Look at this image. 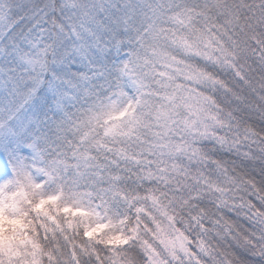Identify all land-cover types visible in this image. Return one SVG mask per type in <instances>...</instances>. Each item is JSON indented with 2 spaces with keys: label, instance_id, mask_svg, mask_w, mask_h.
Instances as JSON below:
<instances>
[{
  "label": "snow or ice",
  "instance_id": "1",
  "mask_svg": "<svg viewBox=\"0 0 264 264\" xmlns=\"http://www.w3.org/2000/svg\"><path fill=\"white\" fill-rule=\"evenodd\" d=\"M0 264H264V0H0Z\"/></svg>",
  "mask_w": 264,
  "mask_h": 264
}]
</instances>
